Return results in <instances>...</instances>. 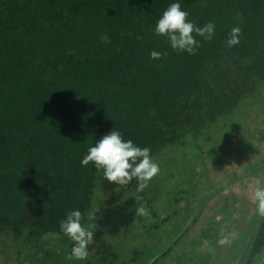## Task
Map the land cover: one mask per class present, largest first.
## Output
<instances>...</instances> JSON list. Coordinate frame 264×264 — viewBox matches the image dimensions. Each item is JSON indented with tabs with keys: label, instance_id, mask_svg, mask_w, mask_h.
Returning <instances> with one entry per match:
<instances>
[{
	"label": "trees",
	"instance_id": "trees-1",
	"mask_svg": "<svg viewBox=\"0 0 264 264\" xmlns=\"http://www.w3.org/2000/svg\"><path fill=\"white\" fill-rule=\"evenodd\" d=\"M172 2L0 0V264H111L110 239L146 229L142 255L162 257L171 186L159 188L157 173L138 191L135 177L118 184L81 163L112 128L150 148L160 167L165 148L196 156L201 143H217V128L229 136L260 117L264 131V0H179L187 19L216 25L194 53L154 32ZM233 26L239 43L228 47ZM157 203L156 215L136 214ZM72 209L94 226L83 261L60 228ZM256 234L251 256L264 252V216Z\"/></svg>",
	"mask_w": 264,
	"mask_h": 264
},
{
	"label": "rangeland",
	"instance_id": "rangeland-1",
	"mask_svg": "<svg viewBox=\"0 0 264 264\" xmlns=\"http://www.w3.org/2000/svg\"><path fill=\"white\" fill-rule=\"evenodd\" d=\"M258 107L263 113V100ZM253 122L250 127L247 121H240L229 136L228 127L217 128L213 132L216 138L212 135L213 143H217L213 146L201 143L203 153L196 156L193 150L188 156L180 148H165L163 166L158 172L163 181L158 185L172 188L167 192L165 207L172 219L169 228L162 229V233L170 232L156 235L165 236V243L158 249L162 257L170 248L163 258L164 264H173L172 257L178 264H247L250 245L263 218L257 213L253 194L257 186L264 185V131L257 134L260 117ZM158 185L156 182L155 187ZM146 209L147 215H156L158 203ZM57 240L59 244L63 241ZM150 240L148 229L140 236L133 237L127 231L110 239L112 253L117 256L111 257V264L149 263V257L142 253ZM215 242H220L218 248ZM254 264H264V257L259 256Z\"/></svg>",
	"mask_w": 264,
	"mask_h": 264
},
{
	"label": "clouds",
	"instance_id": "clouds-1",
	"mask_svg": "<svg viewBox=\"0 0 264 264\" xmlns=\"http://www.w3.org/2000/svg\"><path fill=\"white\" fill-rule=\"evenodd\" d=\"M189 13L181 8L179 0H173L156 22L154 32L165 35L174 50L194 53L200 41L197 36L210 39L215 31V23L209 21L203 26L187 19ZM239 26H233L226 39V45L232 47L239 43ZM162 52L152 50L150 56L158 59ZM148 147H141L131 139H124L122 132L112 128L101 135L94 144L89 145L81 163L92 162L94 167L102 169L104 177L118 184H127L134 177L139 181L137 190L142 191L148 186L151 178L160 171L159 164L152 158ZM253 199L257 201V213L264 216V185L255 188ZM136 214L147 215L148 210L139 205ZM92 225L82 223L79 209L70 210L66 219L60 223L61 230L74 241L71 256L76 260H85L89 255L88 245L94 239Z\"/></svg>",
	"mask_w": 264,
	"mask_h": 264
},
{
	"label": "flooded vegetation",
	"instance_id": "flooded-vegetation-1",
	"mask_svg": "<svg viewBox=\"0 0 264 264\" xmlns=\"http://www.w3.org/2000/svg\"><path fill=\"white\" fill-rule=\"evenodd\" d=\"M259 231V226H258V230H257V232ZM178 234H180V231L178 232ZM257 234H255L254 235V237H253V240H252V243H251V245H250V253H249V257H250V259L248 260V262H247V264H254L255 263V260L257 259V258H259V256H263L264 257V252L263 253H260V252H256V254L254 255V256H251V253H252V250H254V246L257 244L256 243V241H257V236H256ZM180 236H181V234H180ZM219 243L220 242H215L214 244H215V246L218 248L219 247ZM169 244H171V243H169ZM172 247V246H171ZM168 254V253H167ZM190 254V253H189ZM165 256L163 255V257H161L158 261H156L155 263H153L154 261H155V258L153 259V261L151 260V261H149V263H147V264H164V261H163V258H164ZM172 262H173V264H178V261L176 260V259H174L173 257H172ZM181 263V262H180Z\"/></svg>",
	"mask_w": 264,
	"mask_h": 264
}]
</instances>
